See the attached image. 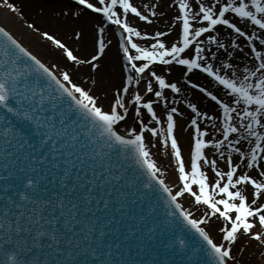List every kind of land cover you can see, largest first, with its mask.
<instances>
[{
    "label": "snow or ice",
    "instance_id": "snow-or-ice-1",
    "mask_svg": "<svg viewBox=\"0 0 264 264\" xmlns=\"http://www.w3.org/2000/svg\"><path fill=\"white\" fill-rule=\"evenodd\" d=\"M0 10V264L264 259V0Z\"/></svg>",
    "mask_w": 264,
    "mask_h": 264
},
{
    "label": "bare ground",
    "instance_id": "bare-ground-1",
    "mask_svg": "<svg viewBox=\"0 0 264 264\" xmlns=\"http://www.w3.org/2000/svg\"><path fill=\"white\" fill-rule=\"evenodd\" d=\"M14 2L18 3L22 10L24 11V14L28 17L30 20H35L38 26L41 28H53L54 25L51 21V19L47 16H42L39 13L40 6L44 3V0H14ZM0 23H5L7 26L12 28L14 31L17 32L18 35H23L25 37L26 43L30 45V47L36 51L38 54H41L46 59L52 60L55 58H58L59 53L58 52H52L41 40L38 36L35 34H31L29 30L22 27L23 22L18 18L12 15L9 18H5L3 11L0 10ZM63 35V33H62ZM72 43V41H69ZM81 54H86L85 49H81ZM86 71V69H84ZM117 76L116 79H114L113 82H118V74H114ZM198 99V94H197ZM207 103V102H206ZM182 143L184 142V137H181ZM154 152H157V158L160 161L162 165H166L168 163L167 158L164 157L157 149H153ZM193 211L196 215H199L200 213L193 208ZM213 234L215 235V230L213 229ZM241 243H243V239L241 240ZM251 253V254H250ZM257 261V263H256ZM261 261V263H260ZM244 262L247 264H264V259H261L259 257L258 252H256L255 249L249 247V249L245 252L244 256Z\"/></svg>",
    "mask_w": 264,
    "mask_h": 264
},
{
    "label": "rangeland",
    "instance_id": "rangeland-1",
    "mask_svg": "<svg viewBox=\"0 0 264 264\" xmlns=\"http://www.w3.org/2000/svg\"><path fill=\"white\" fill-rule=\"evenodd\" d=\"M29 20H30V19H29ZM256 263H257V261H256ZM260 263H261V261H260ZM260 263H259V264H260ZM243 264H247V263H245L244 260H243Z\"/></svg>",
    "mask_w": 264,
    "mask_h": 264
}]
</instances>
